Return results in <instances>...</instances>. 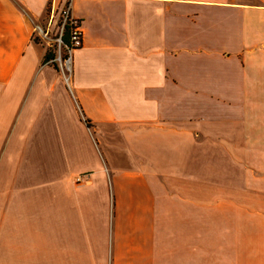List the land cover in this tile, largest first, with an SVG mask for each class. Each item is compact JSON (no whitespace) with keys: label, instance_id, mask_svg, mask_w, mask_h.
Instances as JSON below:
<instances>
[{"label":"crops","instance_id":"1","mask_svg":"<svg viewBox=\"0 0 264 264\" xmlns=\"http://www.w3.org/2000/svg\"><path fill=\"white\" fill-rule=\"evenodd\" d=\"M62 1L0 0V264H264V0H74L69 84Z\"/></svg>","mask_w":264,"mask_h":264},{"label":"built area","instance_id":"2","mask_svg":"<svg viewBox=\"0 0 264 264\" xmlns=\"http://www.w3.org/2000/svg\"><path fill=\"white\" fill-rule=\"evenodd\" d=\"M73 1L63 0L59 9L52 7L49 23L52 25L54 22V26L57 28L55 34L52 33L53 31L51 32L50 27L44 29L37 25L34 28V34L38 33L35 35L36 37L46 40L50 46L53 44L56 53L48 63H60L61 72L67 84H69L72 74L73 53L83 44L82 22L72 14ZM67 27L70 30L68 43L63 39ZM62 49L65 51L64 56L61 53ZM77 180L81 181L82 178L79 177Z\"/></svg>","mask_w":264,"mask_h":264},{"label":"rangeland","instance_id":"3","mask_svg":"<svg viewBox=\"0 0 264 264\" xmlns=\"http://www.w3.org/2000/svg\"><path fill=\"white\" fill-rule=\"evenodd\" d=\"M51 11H52V4H50V5L48 6V8H47L45 14H44L39 20H34V24H35V26L38 25V26H40V27H42V28H44V29L50 27V28H51V32L53 31L52 33L55 34L57 28H56V26H54V22L52 23V25H50V23H49V22H50L49 19H50ZM55 19H56V18H55ZM35 35H38V33H35L34 36H35ZM36 39H37V40L39 39L40 43H41V44L43 45V47L45 48L46 52L51 50V51H53L54 53H56V50H55L53 44H52V46H50L46 40L40 39L39 37L36 38ZM61 53H62V56L65 55V51H64V49H62ZM52 64H55V65L58 67V69H59L60 71H62L59 62H54V63H52ZM8 157L10 158V155H9ZM9 162H10V161H9ZM11 166H12V165H10V166H9V170L6 171L7 178H8L9 180H10V179H13V177H12V175H11L12 172L10 171V167H11ZM3 178H5V177L3 176ZM77 181H78V180H77ZM78 182H79V181H78Z\"/></svg>","mask_w":264,"mask_h":264},{"label":"trees","instance_id":"4","mask_svg":"<svg viewBox=\"0 0 264 264\" xmlns=\"http://www.w3.org/2000/svg\"><path fill=\"white\" fill-rule=\"evenodd\" d=\"M69 34H70V30H69V28L67 27V29H66V31H65V34H64V37H63V39H64V41L66 42V43H68L69 42ZM37 41H39V39L37 40ZM54 56H55V53L53 52V51H47L46 52V54H45V56H44V63H48L49 62V60H51L52 58H54ZM55 65V64H54ZM56 66V65H55ZM57 67V66H56ZM58 68V67H57ZM88 124H89V122H88Z\"/></svg>","mask_w":264,"mask_h":264}]
</instances>
